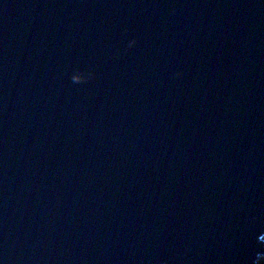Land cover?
Returning a JSON list of instances; mask_svg holds the SVG:
<instances>
[{
    "label": "water",
    "instance_id": "95a60500",
    "mask_svg": "<svg viewBox=\"0 0 264 264\" xmlns=\"http://www.w3.org/2000/svg\"><path fill=\"white\" fill-rule=\"evenodd\" d=\"M264 0H0V264H257Z\"/></svg>",
    "mask_w": 264,
    "mask_h": 264
},
{
    "label": "trees",
    "instance_id": "16d2710c",
    "mask_svg": "<svg viewBox=\"0 0 264 264\" xmlns=\"http://www.w3.org/2000/svg\"><path fill=\"white\" fill-rule=\"evenodd\" d=\"M257 264H264V253L258 258Z\"/></svg>",
    "mask_w": 264,
    "mask_h": 264
},
{
    "label": "rangeland",
    "instance_id": "374dc122",
    "mask_svg": "<svg viewBox=\"0 0 264 264\" xmlns=\"http://www.w3.org/2000/svg\"><path fill=\"white\" fill-rule=\"evenodd\" d=\"M263 245H264V243H263Z\"/></svg>",
    "mask_w": 264,
    "mask_h": 264
}]
</instances>
